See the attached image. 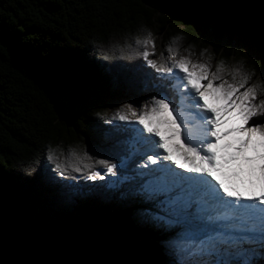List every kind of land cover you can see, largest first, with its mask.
Instances as JSON below:
<instances>
[{"label":"trees","instance_id":"1","mask_svg":"<svg viewBox=\"0 0 264 264\" xmlns=\"http://www.w3.org/2000/svg\"><path fill=\"white\" fill-rule=\"evenodd\" d=\"M148 32L152 56L200 51L244 86L264 74V0H0V264H169L162 243L136 242L155 222L133 208L128 129L102 122L162 89L136 43ZM100 159H127L128 181L91 185Z\"/></svg>","mask_w":264,"mask_h":264},{"label":"snow or ice","instance_id":"2","mask_svg":"<svg viewBox=\"0 0 264 264\" xmlns=\"http://www.w3.org/2000/svg\"><path fill=\"white\" fill-rule=\"evenodd\" d=\"M151 35L148 32L142 41H136L145 46L142 56L147 64L162 75H175L187 90L190 102L203 112L199 114L198 136L169 147V140L181 136L180 127H169L171 135L166 139L158 126L177 124L179 115L171 119L169 113L171 101L166 96L153 97L151 104L142 106L138 116L128 106L129 112L137 117L134 131L143 149L141 154L148 162L143 165L147 171L138 173L147 177L140 191L156 210L142 219L155 222L165 230L173 229L163 241L171 257L169 264H251L246 259L237 261L235 257L246 256L248 250L243 248L244 244L257 239L264 241V123L253 121L251 126L244 125L254 117L264 119V100L253 102L257 93L252 86L237 91L248 80L242 72L238 85L223 82L219 75L221 62H217L216 70L211 73L207 64L190 62L183 57L173 61L171 66H157L154 60L148 59L147 47L153 44ZM179 38L178 35L170 38L166 45L169 53L171 44ZM174 69L178 71L174 73ZM201 81H204L203 86ZM215 81L222 82L214 84ZM217 91L228 101L221 108L213 107L206 99L209 96L220 99ZM232 93L236 95L228 100ZM173 111H176L175 105ZM229 112L234 113L236 126L221 132L219 126L227 122L221 119V113ZM164 113H169V118H165ZM116 118L129 120L119 110ZM185 131L189 136L193 134L188 129ZM229 134L238 135L221 144L222 136ZM149 152L152 154H147ZM83 159H89L87 153ZM96 163L113 176L120 167L107 159ZM55 167L64 174L60 163ZM84 167L90 166L85 164ZM81 170L79 166L74 168L76 172ZM89 178L104 179L99 172H91Z\"/></svg>","mask_w":264,"mask_h":264},{"label":"rangeland","instance_id":"3","mask_svg":"<svg viewBox=\"0 0 264 264\" xmlns=\"http://www.w3.org/2000/svg\"><path fill=\"white\" fill-rule=\"evenodd\" d=\"M199 28H204V25H200ZM161 34L158 33L156 34V32L152 33L151 38L153 40V44L152 46L155 47V50H159L160 49V40H161ZM154 56L149 54L148 59L154 60L157 64V66L160 65H165V66H171L173 61L180 59L181 57L188 59L190 62H194V63H205L209 66V72H212V62L210 60H208V58L206 57H201L200 55V51H189V50H182V51H178L176 54L170 56L169 58H164L163 56H159L155 53H153ZM178 70L174 69L173 72H177ZM159 74V77L162 78L161 80V85H162V89H158V90H154L151 92H144L142 94H140V96H136L133 98H127L126 100H124L121 104L117 103L116 105H114V107H111L109 109V114L107 115L106 119L103 120L102 122L105 124V126H107L108 124H114L116 126H122L124 128L128 129V136H126L125 138L127 139L129 145L132 147V150H130V155H126L127 157H129L130 159L133 158H137V164H135L136 166L132 169L134 170V172L137 174L138 176V180L136 181V184L134 183L133 186H130V188H139L141 189V186L144 183V180L147 179V177H141L138 173L141 171H147V169H145L143 167L144 164L148 163L146 161V156L142 155V147L141 144L138 142V137L134 131V128L136 127L135 125V121L137 119L136 116H133L131 114V112H129L128 110V106L131 107V110L133 112L137 113V116L139 114V112L141 111V108L143 105L145 104H151L152 103V99L153 97L156 98H162L164 96H166L169 101H171L170 105H169V113H171V119H176L177 115H179V119L177 120V124L176 125H164V124H160L158 127L160 129L161 132H163L162 134H164L165 136H170L171 132L168 131L169 127H176L179 126L181 129V136L182 134H186L185 129H188L189 131H193L195 133H199V126L200 124L198 122H200V120L198 121H194V117L195 118H199V114L198 112H192V108L190 107V99L187 97L186 92L187 90L184 88L183 83L180 82L179 79L176 78L175 75L173 74ZM264 77V74H261L258 78H256L254 80V82L252 84H254L253 86L250 84L248 86H243V87H238L237 91L238 92H242L244 91L247 87L252 86L255 89L260 88L258 85H256L255 83L258 82V80L262 79ZM223 82H227V83H233V84H239L238 81H236V79H233L231 77H227L225 79L222 80ZM222 81H215V83H220ZM201 86H203L204 81H201ZM218 95V97H221L220 99L217 100H213V98L211 96L207 97V102L209 104H211L213 107H217V108H221L224 104L228 103V101L224 100L223 94L219 91H217L216 93ZM236 95V93H232L231 96H229L228 100H231L232 97H234ZM261 100H264V96H256V100H254V103H259ZM173 105L176 106V111H173ZM117 110L123 112L125 115H127L129 117L128 121H120L119 119L116 118V112ZM169 113H164V117L168 118L169 117ZM229 115V116H228ZM225 116V117H224ZM234 116V113L229 112L227 114L221 113V118L224 121H227V128L230 127H235L237 121L234 120L232 117ZM227 118V119H226ZM200 119V118H199ZM236 121V123H235ZM253 121L256 122H261L264 123V119L259 118V117H254L253 120H250L247 124H245V127L251 126ZM198 123V124H196ZM225 123V124H226ZM105 131L108 130L107 127H105ZM153 126H157L155 124H153ZM197 126V127H195ZM163 129V131H162ZM169 133V134H168ZM144 135H148V134H144ZM238 134H231L227 137H224L227 139V141H232L234 139V136H236ZM180 136V137H181ZM179 137V138H180ZM179 138H173L172 140H170L172 142V146L173 145H179V144H184V142L179 139ZM157 139V138H156ZM158 140V139H157ZM180 140V141H179ZM175 150V148H173ZM159 152H161L162 154H164L161 150L158 149ZM176 152V150H175ZM147 154H152L151 152L147 153ZM128 160L127 159H123V161L121 162V164H117L118 166H120L118 168L117 171V175L113 176L111 174H108L105 172V170L103 168L96 170L95 172H99L100 175H102L104 177L103 180L97 178L96 180H92L89 179V182L91 183V185H100L101 183H103L107 188H119L121 186V184L125 183L128 181V177H130V175L127 174V172H132V171H125L124 170V174L120 173L119 170L123 169L125 167V165H127ZM165 163H171L170 161H165ZM173 167H176L175 165H172ZM150 167H154L151 166ZM178 171H183L182 169H178ZM138 192V203L133 206L134 209H140V208H145V210L148 213H153L156 210L153 209L152 207V203L150 201H147L144 199L143 195L141 194V191H137ZM159 214V213H156ZM175 227V226H174ZM173 229H163L159 226H157L156 224H154V226L151 228V232L149 234L146 233L145 228L141 227L139 228L138 231V237L137 241L139 240H150V241H155L156 243H162L163 241L166 240L168 238V235L170 232H172ZM256 242V241H255ZM246 243L243 245V248L248 250L246 256L244 257H235V259L237 261L246 259L248 261L251 262V264H264V242L262 243V246L260 247L258 243ZM164 245V244H163ZM257 252L260 256L259 260L254 259V253ZM168 255V253H167ZM169 259L171 260V257L168 255Z\"/></svg>","mask_w":264,"mask_h":264},{"label":"bare ground","instance_id":"4","mask_svg":"<svg viewBox=\"0 0 264 264\" xmlns=\"http://www.w3.org/2000/svg\"><path fill=\"white\" fill-rule=\"evenodd\" d=\"M216 96H218L217 94H216ZM214 101L215 100H217V99H213ZM201 102H203V101H201ZM190 107L192 108V112H198V113H202L203 112V109H198V108H196L191 102H190ZM211 105V104H210ZM225 114V113H224ZM229 116V115H228ZM225 117V116H224ZM169 118V117H168ZM194 119V121L193 122H195V121H198V120H200L199 118H193ZM222 119V118H221ZM227 119V118H226ZM199 124H200V122H198ZM198 123H196V124H198ZM235 123H236V121H235ZM198 124V125H199ZM226 125H227V123L225 124V123H222L220 126H219V130L221 131V132H223V131H226L228 128L226 127ZM172 127V126H171ZM162 131H163V129H162ZM163 133V132H162ZM192 135L191 136H189L188 135V133L186 132V134H182V136L179 138V139H181L184 143H186V140H193V139H195L198 135H197V133H195V132H193L192 131ZM169 134V133H168ZM199 134V133H198ZM229 135H231V134H229ZM166 137V139H167V137L168 136H165ZM157 139H159V137H156ZM180 141V140H179ZM226 142H229V141H227V139L226 138H224L223 136H222V139H221V141H220V143L221 144H223V143H226ZM168 144H169V147H173L171 144H172V142L169 140L168 141ZM183 144V143H182ZM162 152H163V150H161ZM173 151H174V154H176L177 156H178V153H176L175 152V150L173 149ZM178 158H179V156H178Z\"/></svg>","mask_w":264,"mask_h":264}]
</instances>
